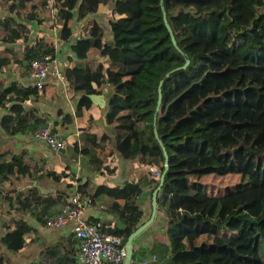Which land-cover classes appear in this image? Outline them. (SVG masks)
Returning a JSON list of instances; mask_svg holds the SVG:
<instances>
[{
    "label": "trees",
    "instance_id": "obj_1",
    "mask_svg": "<svg viewBox=\"0 0 264 264\" xmlns=\"http://www.w3.org/2000/svg\"><path fill=\"white\" fill-rule=\"evenodd\" d=\"M0 4L10 13L0 19L4 45L0 70L5 63H15L23 74L34 59L56 55L54 41L40 36L28 45L23 60L16 58V44L30 39L27 22L51 19V14L46 18L41 13L51 8L60 38L71 42L76 16L85 18L111 4L112 40L106 41L105 30L94 22L87 38L71 42L80 60L105 50L109 57L106 66L95 70L83 62L65 70L71 97L81 96L77 115L90 113L91 129L96 119L92 112L99 105L89 95L110 85L105 119L115 124L118 153L128 160L162 162V173L165 147L169 169L158 194V210L165 214L171 241L167 264H264V0H0ZM187 60V68L166 77ZM39 93L37 87L8 85L0 79V103L11 104L12 114L1 120L9 134L20 132L25 120H34L35 130L44 124L24 106ZM107 137L99 141L96 134L85 133L94 148L104 147ZM73 146L75 159L95 154L93 148L80 149L78 142ZM97 163L101 164L98 159ZM25 170L29 168L20 156L11 161L0 156V185ZM159 180L142 177L123 186L99 187L97 193L124 200L111 209L124 228L108 221L102 223L103 229L122 235L126 244L140 226L142 185L154 183L153 194ZM85 186L79 191L83 193ZM34 192L37 202L52 199ZM33 198L31 193L25 199V192L4 196L18 201L16 212L25 209V201L33 206ZM16 220L0 240L14 254L27 245L25 224ZM0 264L13 260L0 253Z\"/></svg>",
    "mask_w": 264,
    "mask_h": 264
},
{
    "label": "crops",
    "instance_id": "obj_2",
    "mask_svg": "<svg viewBox=\"0 0 264 264\" xmlns=\"http://www.w3.org/2000/svg\"><path fill=\"white\" fill-rule=\"evenodd\" d=\"M111 8L110 4L102 11L89 14L85 18L76 16L72 23L73 32L75 28L82 27L84 23L97 22L105 30V40H112L114 35L110 24L112 19ZM37 24L43 34L39 32L31 40L32 32H36L29 24L31 34L29 42L24 43V55L29 44L38 37L45 36L50 41H54L56 45L54 57L59 60L64 72L67 68H71L75 62L86 63L92 70L97 69L100 64H104V66L108 64L109 57L106 50L103 51L102 55L87 60L78 59L72 50L71 42H65L60 38L61 28L54 23L53 15L51 19H46L43 23ZM45 24L48 28H45ZM55 35H58L56 36L58 39L55 38L54 40ZM17 52L18 48L16 47V54ZM11 64L20 67L19 77L18 79L13 78L12 83L17 82L25 87H35L28 78L29 72L23 74L19 64L5 63L4 67ZM4 67L0 70V79L10 85L11 83L7 81V74L2 73ZM68 85L67 80L62 82L52 76L43 89H38L40 93L31 96L30 100L24 104L27 111H34L37 119H42L44 124L41 126L52 124L56 130L68 137V147L61 153L52 151L46 143L35 139L34 133L38 129H33L34 120H25L20 132L9 134L3 127L1 120L4 115L12 114L10 111L11 104L0 103V156L5 161H11L15 155H18L21 157L24 166L29 168V170L23 171L21 175H15L4 180L0 185L2 192L0 196V240L7 233L9 226L14 227L16 219L24 223L26 227L27 245L23 251L14 254L0 242L1 255L4 258H12L13 264H51L52 262L68 264L70 259L78 264V250L71 226L66 225L58 229H51L46 226L45 222H42V219L61 211L74 194L79 193L89 200L85 212L88 219L102 223L112 221L120 228H124V224L117 214L111 210L115 205H122L124 200L111 197L106 193H97L98 188L123 186L127 182L142 177H146L148 180L153 177L156 181L157 176L153 170L160 169L162 165V162L160 164H148L140 159L128 160L116 150L115 124L109 125L105 119L108 111V99L112 94L110 85L99 88L98 92L95 93L101 96V100L99 103L94 101L99 106L92 112L96 115V119L91 129L88 128L90 113H85L82 118L77 115L81 96L72 98V89ZM91 95H89L90 98H92ZM86 131L96 134L99 141L102 140L103 135H108L107 139L103 141L104 147L94 148L85 138ZM75 142H78L80 149L93 148L95 154H82L79 157L76 156L75 159L73 146ZM97 159L101 164L97 163ZM99 166L101 167L98 169ZM48 172L55 174H48ZM54 175L58 177L56 178ZM82 184H86L83 193L79 191ZM153 185L154 183L142 185L139 204L143 214L139 225L151 216ZM34 189L38 190L43 197H52V199L37 202ZM20 192H25V199L31 193L35 198H33V206L25 201V209L22 212H16L14 206L18 201L10 202L5 200L4 196L14 197ZM166 224L164 212L158 210L154 223L141 233L132 244L133 255L136 257V262L133 264H140L139 261L142 258L153 255H156L157 259H151L148 264H167V260L171 256V241L166 233Z\"/></svg>",
    "mask_w": 264,
    "mask_h": 264
},
{
    "label": "built area",
    "instance_id": "obj_3",
    "mask_svg": "<svg viewBox=\"0 0 264 264\" xmlns=\"http://www.w3.org/2000/svg\"><path fill=\"white\" fill-rule=\"evenodd\" d=\"M92 26L91 23H84L82 27L75 28L70 38L71 42L87 38ZM56 36L58 35H55V38ZM52 76L62 82L67 80L56 57L45 55L32 61L28 78L35 87L43 89ZM34 136L56 153H61L68 147V137L56 130L52 124L41 126ZM153 171L157 177L162 174L160 169ZM88 204L87 197L79 193L74 194L61 211L46 218V226L51 229L71 226L78 250V264H126L127 250L123 243L124 237L103 229L102 222L88 219L85 215ZM151 259L156 260L157 256L144 257L139 263L148 264ZM133 262L132 260L130 264Z\"/></svg>",
    "mask_w": 264,
    "mask_h": 264
},
{
    "label": "water",
    "instance_id": "obj_4",
    "mask_svg": "<svg viewBox=\"0 0 264 264\" xmlns=\"http://www.w3.org/2000/svg\"><path fill=\"white\" fill-rule=\"evenodd\" d=\"M164 18L166 19V13H164ZM167 23V22H166ZM168 29L170 31L171 37L173 42L175 43V36L173 34V30L171 28V26L169 24H167ZM190 64V60H187L186 63L183 66L177 67L173 70H171L170 72H168L166 74V77H169L171 74H173L174 72H176L177 70L181 69V68H187L188 65ZM164 80L160 81L159 84V99H158V107L161 104V97H162V84H163ZM93 101H95L96 103H99V100H101V96L98 94H93L91 95ZM156 131V129H155ZM156 136L158 137V134L156 132ZM164 154H165V160H164V170L160 176V180H159V185L156 187V189L154 190L153 194H152V213L150 218L145 221L143 224H141L134 232H132L130 234V236L128 237L127 241H126V250H127V261L126 264H130V262L133 260V242L134 240L141 234L143 233L147 228H149L155 221L157 213H158V194L159 191L161 190L162 186L164 185L165 182V177L167 174V171L169 169V161H168V155L166 152V149L164 146H162Z\"/></svg>",
    "mask_w": 264,
    "mask_h": 264
},
{
    "label": "rangeland",
    "instance_id": "obj_5",
    "mask_svg": "<svg viewBox=\"0 0 264 264\" xmlns=\"http://www.w3.org/2000/svg\"><path fill=\"white\" fill-rule=\"evenodd\" d=\"M10 3H13V1H10ZM49 12H47L46 14L44 12H41L42 15L46 16V18H49V15L51 14V16L53 15L51 11V8H49L48 10ZM56 13V12H55ZM49 14V15H48ZM7 15H10L9 12H7V7H2V5L0 4V19H3L4 17H6ZM19 21H25V20H19ZM27 22V21H26ZM29 23L32 28H33V31H35L36 33L32 32L31 34V40H33L36 35H38L39 32H41L40 28L38 27V24L36 22H27ZM41 27V25H40ZM42 28V27H41ZM45 28H48L47 27V24H45ZM49 30V29H48ZM43 34V32H41ZM54 40H55V37H54ZM53 41V40H52ZM25 42H23L22 40H20L18 42V44H16L15 47L18 48V52L16 54V57H18L19 59H22L23 60V56H24V47H25ZM3 43L0 41V48L3 47ZM18 59V60H19ZM19 66L18 65H8V66H5L4 67V71H2V73L4 74H7V81L12 83L11 81H13V78H17L19 77ZM69 84V83H68ZM69 87V85H68ZM99 120V119H98ZM69 149V148H68ZM152 206V204H151ZM203 239H206V238H203Z\"/></svg>",
    "mask_w": 264,
    "mask_h": 264
}]
</instances>
